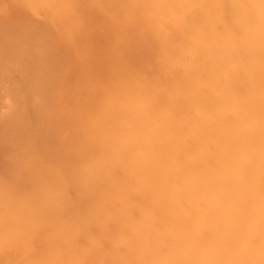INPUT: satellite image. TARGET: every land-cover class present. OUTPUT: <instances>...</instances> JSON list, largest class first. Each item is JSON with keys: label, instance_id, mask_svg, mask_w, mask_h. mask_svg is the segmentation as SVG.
<instances>
[{"label": "rangeland", "instance_id": "rangeland-1", "mask_svg": "<svg viewBox=\"0 0 264 264\" xmlns=\"http://www.w3.org/2000/svg\"><path fill=\"white\" fill-rule=\"evenodd\" d=\"M0 264H264V0H0Z\"/></svg>", "mask_w": 264, "mask_h": 264}, {"label": "bare ground", "instance_id": "bare-ground-1", "mask_svg": "<svg viewBox=\"0 0 264 264\" xmlns=\"http://www.w3.org/2000/svg\"><path fill=\"white\" fill-rule=\"evenodd\" d=\"M5 8V7H4ZM82 14H83V12H82ZM55 23V22H54ZM139 26V25H138ZM33 30V29H32ZM35 33V35H36V33H37V31L36 32H34ZM94 37V35L92 34L91 35V37ZM120 40H122V39H120ZM73 42V41H72ZM153 42V41H152ZM50 46H51V44H50ZM75 47V46H74ZM121 54H126L127 53V50L126 49H121V51H119ZM117 54V53H116ZM100 55L101 54H99L98 55V59H94L95 61L94 62H92L91 64H92V66L90 65V67H91V69H93V70H96V71H99L100 70V68H103L102 70H100V71H108V66H107V64H106V61H104V58L103 57H100ZM118 56V55H117ZM85 58V57H84ZM118 59V58H117ZM120 61H121V59H120ZM111 62H113V61H111ZM116 62V61H115ZM117 63V62H116ZM122 63H123V61H122ZM113 66H114V64H113ZM89 68V67H88ZM113 69V68H112ZM117 69V68H116ZM114 70V69H113ZM107 74V73H106ZM106 77V76H105ZM113 83V82H112ZM109 93V92H108ZM87 95V97H79L78 98V101H79V103H81V105L83 106V109H87V106L89 105V103L93 100V98H94V96H95V94L91 91V92H89V94H86ZM108 96V95H107ZM230 101V100H229ZM52 103H53V106L54 107H58V105L59 106H63V105H74V104H76L77 102H76V99L75 98H73L72 97V94H70V93H68L67 95H65V96H63V94H61L60 95V97H58L56 100H54V101H52ZM107 104H108V102H107ZM208 105V104H207ZM255 111V110H254ZM57 123L59 124H62V126L63 127H68V126H71L73 123H74V121L71 119V118H69L68 116H66V114H62V116L59 118V120L57 121ZM197 135V134H196ZM60 141L61 142H63V143H65L66 145H72V141H69V136H65V137H63V139H60ZM111 151V150H110ZM188 180V179H187ZM153 187V186H152ZM152 187H149V189H152ZM194 187V186H193ZM148 190V189H147ZM153 190H154V187H153ZM17 208H18V206H17Z\"/></svg>", "mask_w": 264, "mask_h": 264}]
</instances>
